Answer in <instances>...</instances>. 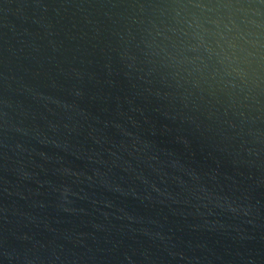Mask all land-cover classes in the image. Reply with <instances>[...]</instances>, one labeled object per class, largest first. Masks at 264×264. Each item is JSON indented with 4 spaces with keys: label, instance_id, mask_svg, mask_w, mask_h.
Masks as SVG:
<instances>
[{
    "label": "water",
    "instance_id": "water-1",
    "mask_svg": "<svg viewBox=\"0 0 264 264\" xmlns=\"http://www.w3.org/2000/svg\"><path fill=\"white\" fill-rule=\"evenodd\" d=\"M0 264H264V0H0Z\"/></svg>",
    "mask_w": 264,
    "mask_h": 264
},
{
    "label": "clouds",
    "instance_id": "clouds-1",
    "mask_svg": "<svg viewBox=\"0 0 264 264\" xmlns=\"http://www.w3.org/2000/svg\"><path fill=\"white\" fill-rule=\"evenodd\" d=\"M229 31H231V29H229ZM237 31H238V29H237ZM232 39L233 40H241V39H243V36L242 35H237V36L232 37Z\"/></svg>",
    "mask_w": 264,
    "mask_h": 264
}]
</instances>
